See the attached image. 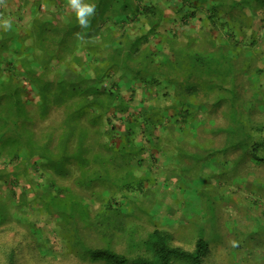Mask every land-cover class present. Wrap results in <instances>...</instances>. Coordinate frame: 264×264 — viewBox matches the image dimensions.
I'll use <instances>...</instances> for the list:
<instances>
[{
  "label": "trees",
  "instance_id": "obj_1",
  "mask_svg": "<svg viewBox=\"0 0 264 264\" xmlns=\"http://www.w3.org/2000/svg\"><path fill=\"white\" fill-rule=\"evenodd\" d=\"M88 2L97 6L89 29L79 28L75 14L60 9L66 3L55 0H5L0 5V17L12 21L10 30L0 28V187L7 184L19 195L17 202L0 196V226L13 218L26 221L24 213L32 207L55 216L58 225L67 224L69 234L75 233L72 240L93 262L205 264L211 240L218 237H207L203 227L193 249L175 244L174 234L161 227L140 239L130 237L132 252L113 248L115 237L126 233L128 215L136 213V206L125 208L119 196L143 191L154 180L152 164L141 171L147 149L152 158L157 160L159 152L170 165L171 157L188 155L193 162L185 171L205 166L207 146L199 138L189 143L192 150L181 139L164 136L171 128L183 134L193 100L204 110L229 108V123L215 129L226 134L223 154L243 149L254 162H264V137L255 135L264 130V118L259 125L242 118L243 106L231 86L253 63L252 54L247 66L240 62L241 50L254 43L245 40L253 21L247 9L264 0H183L178 16L165 13V0ZM27 8L31 15L23 26L19 20ZM195 19L203 28L199 35L167 27L170 21ZM167 43L169 52L161 54ZM254 69L264 75V68ZM119 73L129 85L162 87L161 95L171 96L172 103L145 105L144 100L140 110L131 111L137 106L134 85L127 98L123 85L111 80ZM28 89L34 92L31 98ZM116 119L124 121L123 130ZM174 171L183 184L187 173L181 177ZM22 179L38 184L30 197L27 189H16ZM88 198L100 205L93 209ZM13 206L21 209L13 214ZM85 229L100 234L106 245L87 243L81 233ZM17 259L12 248L7 264Z\"/></svg>",
  "mask_w": 264,
  "mask_h": 264
},
{
  "label": "rangeland",
  "instance_id": "obj_2",
  "mask_svg": "<svg viewBox=\"0 0 264 264\" xmlns=\"http://www.w3.org/2000/svg\"><path fill=\"white\" fill-rule=\"evenodd\" d=\"M55 2L67 4V0H55ZM182 2L183 0H165L164 4L167 5L165 13L178 16V7ZM66 4L60 9H68ZM247 11L252 15L253 21L252 27L246 32L245 40L247 45L252 41L254 43L253 47L241 50L240 62L241 66H247L249 56L252 54L253 63L250 70L245 69L234 77L231 86L236 90L238 100L243 106L242 118L251 117L259 125L261 118H264V75L257 74L254 68L256 66L264 68V57L261 59V54L264 53V5L255 3ZM24 13L25 18L19 20L23 26L28 23L31 15L29 8ZM199 14H204V7L200 8ZM169 23L168 29L172 27L173 30L189 35H199L203 29L201 22L196 19L192 23L176 24L171 21ZM133 30L135 31L136 28ZM204 30L208 31V29ZM169 50L167 43L161 54ZM111 80H117L123 85L122 90L127 98L131 94L129 88L134 85L136 92L134 104L137 106L132 107L131 111L140 110L142 108L140 102L144 100L145 105L149 102L169 105L173 101L166 93L161 95L162 87L152 88L140 82L129 85V82L120 77V73ZM33 94L34 92L28 89V97L31 98ZM157 96L158 99H155ZM196 104H198L196 100L189 104L192 115L189 117V123L183 122L186 123L183 134L180 135L178 129L165 128L167 131H164V136L169 133L174 139H181L184 145L192 150L195 148L189 143L199 138L207 148H211V151L206 148L202 152L207 159L204 162L205 166L202 169L196 168L193 171L192 167L185 171V168L192 166L193 162L188 155L171 157L172 159L168 161L173 160V163L179 165H172L173 163L170 165L159 152L157 160L152 158L147 149L144 153L147 160L141 171L144 172L145 167L152 164L154 180L147 181L143 191L128 193V196L124 197L119 196L121 205L126 206L125 208L132 206V209L136 206V213L128 215L126 233L117 235L111 246L118 251L132 252L130 237L140 239L148 231L161 227L174 234L175 244L193 249L199 230L203 227L207 237H218V240H211V248L205 264H264V162H254L248 157L249 155L247 157L244 155L243 149L232 148L226 155L223 154L226 134L215 129L229 123L227 111L229 108L220 107L210 111L199 108ZM30 109L34 112L36 105L31 104ZM46 122H40L38 126ZM116 122L118 128L123 130L124 121L116 119ZM200 122L203 123L199 124ZM157 129L159 132L164 130L161 125ZM255 135L264 137V130ZM139 139L143 138L139 137ZM174 170H177L181 177L183 171L187 173L184 185L182 184L184 179H178ZM169 174L171 178L168 177ZM17 185V191L20 193L25 188L29 197L33 190L38 188L35 179L30 183L22 179ZM0 189V196L4 200L18 201L19 195L14 196L9 185L2 184ZM88 201L93 205V209L100 205L91 198H88ZM18 209L21 207L13 206L12 213L14 214ZM39 213L33 211L31 207L29 212L24 213L27 217L26 221L13 218L0 226V264H7L8 254L12 248L18 251L17 264H101L91 261L86 253H83L75 240H72L75 233L69 234L71 229L67 224L58 225L59 221L55 216ZM18 214L21 217V213ZM29 222H31L30 226ZM81 233L87 238V243L106 245L105 239L100 234L95 236L92 229L81 230Z\"/></svg>",
  "mask_w": 264,
  "mask_h": 264
},
{
  "label": "clouds",
  "instance_id": "obj_3",
  "mask_svg": "<svg viewBox=\"0 0 264 264\" xmlns=\"http://www.w3.org/2000/svg\"><path fill=\"white\" fill-rule=\"evenodd\" d=\"M4 4L5 0H0V5ZM67 5L71 12L75 14L78 27L81 29H89L91 27V18L96 15V4L90 3L88 0H67ZM0 28H3L5 31L10 30L12 28V21L6 17H0Z\"/></svg>",
  "mask_w": 264,
  "mask_h": 264
}]
</instances>
